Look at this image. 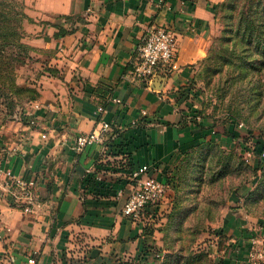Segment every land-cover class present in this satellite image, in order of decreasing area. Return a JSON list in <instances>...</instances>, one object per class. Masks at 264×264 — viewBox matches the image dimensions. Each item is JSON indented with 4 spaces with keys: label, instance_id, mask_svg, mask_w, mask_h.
Segmentation results:
<instances>
[{
    "label": "crops",
    "instance_id": "crops-1",
    "mask_svg": "<svg viewBox=\"0 0 264 264\" xmlns=\"http://www.w3.org/2000/svg\"><path fill=\"white\" fill-rule=\"evenodd\" d=\"M24 1L31 20L23 22V41L45 70L33 84L39 98L29 102L28 115L18 124L17 146L1 152L0 166L36 178L40 199L35 213L25 215L0 196V254L22 261L36 251L38 264H67L64 255L83 237L89 249L83 264H122L128 257L151 264L138 257L140 239L133 236L141 227L122 216L113 182L126 185L128 172L148 163L156 166L151 174L165 181L181 152L216 131L206 128L208 120L192 122L194 113L183 109L193 92L194 69L216 28V5L223 0ZM161 26L177 36L168 75L150 82L132 78L140 38L148 28ZM60 27L74 29L55 36ZM100 105L113 126L109 140L121 142L127 152L123 161L109 154L110 148L103 154L100 146L81 153L71 147L78 134L96 126ZM126 162L129 169H120ZM88 170L115 189L102 188L97 195L85 191ZM83 198L87 211L80 218Z\"/></svg>",
    "mask_w": 264,
    "mask_h": 264
},
{
    "label": "rangeland",
    "instance_id": "rangeland-1",
    "mask_svg": "<svg viewBox=\"0 0 264 264\" xmlns=\"http://www.w3.org/2000/svg\"><path fill=\"white\" fill-rule=\"evenodd\" d=\"M227 4L216 5V28L194 69L193 92L181 95L186 96L183 110L208 119L220 136L192 155H180L169 172V194L145 227L147 262L160 254L165 264H250L252 251L262 253L259 264H264V64L257 50L242 53L245 42L232 32L239 7L230 11ZM242 4L250 15L247 2ZM43 70L40 59L30 55L15 66L14 79L36 90L33 84ZM0 88L6 90L0 91L1 156L17 146L18 124L28 115L34 93ZM226 130L236 138L226 140ZM84 242L75 240L64 255L67 264L86 262ZM128 258L122 264H136Z\"/></svg>",
    "mask_w": 264,
    "mask_h": 264
},
{
    "label": "built area",
    "instance_id": "built-area-1",
    "mask_svg": "<svg viewBox=\"0 0 264 264\" xmlns=\"http://www.w3.org/2000/svg\"><path fill=\"white\" fill-rule=\"evenodd\" d=\"M176 52L177 36L171 29L164 26L148 28L135 48V60L130 70L131 77L141 82H150L155 77L167 76ZM112 100L115 103L120 102L118 98ZM33 109H39V105L34 103ZM104 111L103 106H98L96 108L98 115L96 126L89 132L80 133L75 137L71 144L75 153L84 152L95 146H100L103 149V154L107 153L110 147L109 142H105L109 138V134L113 132V126L111 122L102 117ZM142 114L145 115V111ZM239 126H242V123ZM41 137L45 139L47 135L43 133ZM262 154L264 155V153ZM115 156H120L123 161V156L126 155ZM155 167V164L148 163L130 170L127 174L129 181L125 187L118 188L115 192L114 197L121 200L120 212L122 216L130 218L134 223L145 224L152 221L168 196L166 183L151 174ZM100 172L106 173V171ZM87 173H91V171L88 170ZM95 178L102 180V177L97 173ZM39 193V184L36 178H26L9 168L0 166V196L15 205L23 214L35 213L39 204ZM2 238L3 235L0 234V239ZM251 246L250 243L249 249ZM37 256L38 252L33 251L24 260L16 261L11 255L3 253L0 254V264H38ZM248 256L250 264H259L263 257L261 252L253 253L252 251L248 253Z\"/></svg>",
    "mask_w": 264,
    "mask_h": 264
},
{
    "label": "trees",
    "instance_id": "trees-1",
    "mask_svg": "<svg viewBox=\"0 0 264 264\" xmlns=\"http://www.w3.org/2000/svg\"><path fill=\"white\" fill-rule=\"evenodd\" d=\"M230 4H227V8L230 11H237L238 17L237 21L235 22L233 28V34L240 38V40L245 42V46L243 48L242 53H248L249 51H258L259 55L261 56L260 60L264 64V0H245L247 4L249 5L248 12L250 15L246 14L242 8L243 4L242 0H229ZM234 1V2H233ZM216 6V9L217 10ZM25 6L23 0H0V85H5L6 88L10 89L11 91H23V90H29L34 93V96L30 98V102L36 101L39 98V92L38 90H32L30 88H25V86H22L16 82L14 79V73H15V66L23 61V58L30 57V52L32 48L26 44L23 41L24 37V31H23V22L25 20H31L27 14L24 11ZM216 17V13H215ZM249 20V21H248ZM74 28L71 29H64L60 27L58 31L55 33V36L59 35H66L68 33H71ZM231 30V27H230ZM21 55H23L21 57ZM250 66L254 65L253 62H249ZM256 67V66H252ZM0 91L2 94L6 93V90H3L0 88ZM197 117H199L201 120H208L205 118L200 117L199 115H193L189 119L197 123ZM201 128H204L203 125L199 124ZM208 129H214V124L210 123V126L206 127ZM227 136L226 140H233L236 138V134L229 132V130H226ZM219 132L215 131L210 138L199 141L196 145L186 149L185 151L181 152V159L185 156L192 155V153L196 152L195 150H200L205 143H208L210 141H215L218 138ZM114 141L107 139V142ZM121 142H112L110 143V152L109 154L115 156L118 154H127L126 150L120 148ZM200 147V148H199ZM264 149V146H263ZM125 159L126 157L123 156ZM179 159V160H181ZM122 160V159H120ZM178 160V162H179ZM176 166V165H175ZM174 166V167H175ZM129 164L126 162L125 164L119 165L120 169H129ZM174 167L172 168L174 170ZM117 171V169L115 170ZM96 172L87 173L84 177L83 184L85 186V191L87 190L89 193H92L94 195H97L102 188L104 189H112V191L115 189V185L113 183H118L115 191L113 192L115 195L116 190L119 188H124L125 184L122 185V180H116L113 183L110 182V184L102 179L98 180L95 178ZM166 185L168 186V194L171 189L170 186V173L165 178ZM122 185V186H121ZM108 191V190H107ZM104 192V191H103ZM83 205H84V212L80 216L83 217L86 213V204L85 200L83 198ZM125 217V216H124ZM129 222H132L130 218L125 217ZM141 227V232L139 234H135L133 238H139L142 242L140 252L138 254V257L140 260H145V255L149 252L148 246L145 245V234L146 232V223L142 224L140 222L136 223ZM149 233H152L150 231ZM132 237H129L128 240L133 239ZM147 252V253H145ZM158 259L156 261H149L151 264H165L164 262V256L163 255H157ZM147 262V260H145ZM148 262V263H149Z\"/></svg>",
    "mask_w": 264,
    "mask_h": 264
},
{
    "label": "water",
    "instance_id": "water-1",
    "mask_svg": "<svg viewBox=\"0 0 264 264\" xmlns=\"http://www.w3.org/2000/svg\"><path fill=\"white\" fill-rule=\"evenodd\" d=\"M157 78H158V79H159V78H161V79H162L163 77H157ZM161 79H159V80L161 81Z\"/></svg>",
    "mask_w": 264,
    "mask_h": 264
}]
</instances>
